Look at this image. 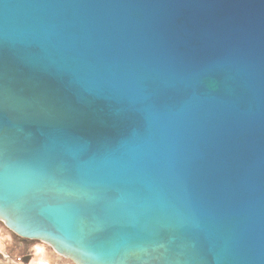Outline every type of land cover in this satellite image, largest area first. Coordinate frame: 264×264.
<instances>
[{
  "label": "water",
  "instance_id": "95a60500",
  "mask_svg": "<svg viewBox=\"0 0 264 264\" xmlns=\"http://www.w3.org/2000/svg\"><path fill=\"white\" fill-rule=\"evenodd\" d=\"M0 221L73 264H264V0H0Z\"/></svg>",
  "mask_w": 264,
  "mask_h": 264
},
{
  "label": "rangeland",
  "instance_id": "374dc122",
  "mask_svg": "<svg viewBox=\"0 0 264 264\" xmlns=\"http://www.w3.org/2000/svg\"><path fill=\"white\" fill-rule=\"evenodd\" d=\"M0 264H73L48 244L34 239L20 240L0 221Z\"/></svg>",
  "mask_w": 264,
  "mask_h": 264
},
{
  "label": "flooded vegetation",
  "instance_id": "af4514ba",
  "mask_svg": "<svg viewBox=\"0 0 264 264\" xmlns=\"http://www.w3.org/2000/svg\"><path fill=\"white\" fill-rule=\"evenodd\" d=\"M20 240H24V239H21V238H20Z\"/></svg>",
  "mask_w": 264,
  "mask_h": 264
}]
</instances>
